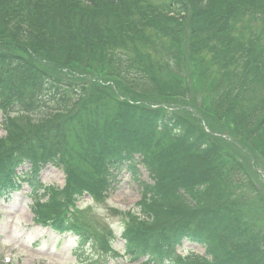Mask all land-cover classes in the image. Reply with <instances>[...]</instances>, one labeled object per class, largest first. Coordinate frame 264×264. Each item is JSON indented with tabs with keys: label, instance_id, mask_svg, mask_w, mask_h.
<instances>
[{
	"label": "trees",
	"instance_id": "trees-1",
	"mask_svg": "<svg viewBox=\"0 0 264 264\" xmlns=\"http://www.w3.org/2000/svg\"><path fill=\"white\" fill-rule=\"evenodd\" d=\"M256 20L264 0H0V113L39 116L3 125L0 199L30 176L37 223L109 250L78 202L105 201L123 168L139 180L140 160L150 180L121 234L129 263L264 264ZM47 165L63 188L36 184ZM184 243L203 257H181Z\"/></svg>",
	"mask_w": 264,
	"mask_h": 264
},
{
	"label": "rangeland",
	"instance_id": "rangeland-1",
	"mask_svg": "<svg viewBox=\"0 0 264 264\" xmlns=\"http://www.w3.org/2000/svg\"><path fill=\"white\" fill-rule=\"evenodd\" d=\"M251 25V31L260 38V46L264 47L263 20L253 21ZM233 62V56H231L229 65ZM260 62L263 63L264 59H261ZM232 67L230 68L232 69ZM216 71L217 68L213 67L211 74H215ZM169 75V73L164 74V79H169ZM207 80L209 82L210 77ZM249 86L254 88L252 91L253 101L263 104L264 77H257ZM37 117L9 114L2 119L0 114V138L6 137L3 125H7L9 128L8 121L12 122L14 126L24 127L25 124L35 121ZM37 124L39 121L36 122ZM62 170L60 167L48 166L40 171L38 180L51 188H62L66 181ZM137 170L136 177L139 180L131 179L130 173L123 170L121 176L117 178V184L107 191L105 201L91 202L84 196L78 203L80 219L89 226L94 234L98 237L107 236V230L112 231L114 236L113 253L105 248L101 249L95 243L78 249L73 238L60 237L45 226L38 224L29 188L25 181H20L26 180L27 177L18 179V184L21 186L19 191H9V195L6 194L4 201H0V264H131L122 255L123 242L120 239V234L124 225L129 221L128 215L135 212L140 201L139 183H147L150 180L141 166H138ZM258 171L261 173L260 170ZM20 172H26V168ZM184 247L186 250H193V252L183 251V256L203 255V249L199 246L184 243Z\"/></svg>",
	"mask_w": 264,
	"mask_h": 264
}]
</instances>
